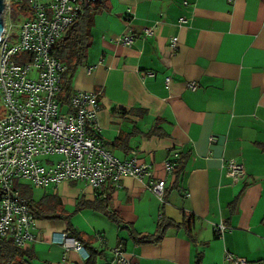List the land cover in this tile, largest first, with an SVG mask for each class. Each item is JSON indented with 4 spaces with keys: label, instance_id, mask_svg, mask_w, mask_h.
<instances>
[{
    "label": "crops",
    "instance_id": "obj_1",
    "mask_svg": "<svg viewBox=\"0 0 264 264\" xmlns=\"http://www.w3.org/2000/svg\"><path fill=\"white\" fill-rule=\"evenodd\" d=\"M86 7L95 10L92 42L73 90L102 93L99 137L118 158L136 152L151 165L153 177L166 181L167 198L147 188L149 176L99 189L67 181L48 194L58 193L69 212L80 199L109 197L140 233H153L163 214L190 219L193 237L170 228L159 242L137 243L103 211L86 207L71 227L106 249L104 256L89 263L64 247L66 220L36 218L35 240L18 264H118V245L140 264H225L226 253L263 264L264 0H88ZM127 36L131 44L123 43ZM179 155L187 160L177 183L166 161ZM230 159L246 168L239 180L226 173ZM221 223L227 228L219 236Z\"/></svg>",
    "mask_w": 264,
    "mask_h": 264
},
{
    "label": "built area",
    "instance_id": "obj_2",
    "mask_svg": "<svg viewBox=\"0 0 264 264\" xmlns=\"http://www.w3.org/2000/svg\"><path fill=\"white\" fill-rule=\"evenodd\" d=\"M5 2L0 34V242L12 239L26 249L35 240L36 216L21 192L23 185L46 189L67 181H84L99 189L106 182L118 186L125 176L142 182L149 176L147 188L164 197L166 181L153 177L151 165L142 162L136 152L126 160L118 158L99 137L100 91H73L70 103L62 102L67 66L53 53V47L85 10L83 0ZM15 7H23L19 10L24 19L18 36L13 37L8 19ZM133 40V36L122 39L125 44ZM171 45L177 47L175 38ZM93 68L88 67L89 74ZM170 80L166 77L167 84ZM189 87L196 85L190 83ZM60 106H67V112H61ZM174 168L175 163L167 160L166 170L173 173ZM224 168L234 180L246 174L244 164L235 159L228 160ZM226 228L222 223L217 225V235H223ZM62 243L87 257L70 232L62 234ZM113 253L118 264H140L133 262L121 245L114 247ZM225 260V264H250L247 258L231 253H226Z\"/></svg>",
    "mask_w": 264,
    "mask_h": 264
},
{
    "label": "trees",
    "instance_id": "obj_3",
    "mask_svg": "<svg viewBox=\"0 0 264 264\" xmlns=\"http://www.w3.org/2000/svg\"><path fill=\"white\" fill-rule=\"evenodd\" d=\"M23 9V7H19ZM95 10L91 11L88 7L85 8L78 18L69 25L63 36L57 41L53 47V53L60 57L63 63L66 64L67 69L63 75V87L61 92V99L64 104L70 103V97L73 90V79L76 75L79 67L83 65L88 58L89 48L92 42V27L94 25ZM2 114L0 113V116ZM156 130H153V132ZM152 133V132H151ZM187 157L185 155H179L175 163L173 173L176 174L177 183L181 178V174L184 171ZM22 194L29 199L31 210L35 214L36 218L66 220L68 222V229L70 233L77 238L82 244L85 253L87 254V260L91 263L98 257H102L106 254V249L95 246L91 242L85 241L80 238L78 232L71 227V217L78 211L84 208H94L96 210L103 211L111 221L123 226L129 230L130 237L137 243H156L163 239L167 231L170 228L185 229L190 238L192 234V221L189 219H183L178 222L170 217H166L164 214L159 219L156 229L153 233H140L137 232L133 225L124 221L119 212L112 210L109 203V197L97 198L94 201L80 199L78 201L75 210L67 211L64 207L61 196L58 193L46 194L41 199L35 200L31 187L26 185L22 186ZM167 198V194H164V199ZM27 254V251L17 246L12 239H3L0 242V264H18L17 256L23 257Z\"/></svg>",
    "mask_w": 264,
    "mask_h": 264
},
{
    "label": "rangeland",
    "instance_id": "obj_4",
    "mask_svg": "<svg viewBox=\"0 0 264 264\" xmlns=\"http://www.w3.org/2000/svg\"><path fill=\"white\" fill-rule=\"evenodd\" d=\"M42 1L47 2L48 0H42ZM23 19H24L23 13L19 9H16V7H15L14 11L12 12V16L9 17V19H8V23L11 26V32H12L13 37L18 36L19 31H20V25H21V22H22ZM67 110H68L67 106H60V111L61 112H67ZM2 112H3L2 96H1V93H0V113L2 114ZM43 158H45V157H41V159H43ZM25 183L27 184L29 182H25ZM31 190L33 192V196H34L35 200L41 199L44 195L48 194V192L49 193L53 192V189H51V187H48V188L45 189V188L32 186ZM58 191H59L60 194L62 193L61 189H59ZM70 197H72V195L67 194V197H65V198H67L69 200Z\"/></svg>",
    "mask_w": 264,
    "mask_h": 264
},
{
    "label": "water",
    "instance_id": "obj_5",
    "mask_svg": "<svg viewBox=\"0 0 264 264\" xmlns=\"http://www.w3.org/2000/svg\"><path fill=\"white\" fill-rule=\"evenodd\" d=\"M87 2L88 0H84V6H87ZM6 5V2L4 3V0H0V34L2 33V31L4 30V27H3V12L5 10V6ZM0 39H1V36H0Z\"/></svg>",
    "mask_w": 264,
    "mask_h": 264
}]
</instances>
